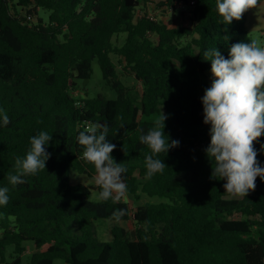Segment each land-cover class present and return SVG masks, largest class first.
Wrapping results in <instances>:
<instances>
[{
	"label": "trees",
	"instance_id": "obj_1",
	"mask_svg": "<svg viewBox=\"0 0 264 264\" xmlns=\"http://www.w3.org/2000/svg\"><path fill=\"white\" fill-rule=\"evenodd\" d=\"M189 0H161L171 9ZM146 0H0V108L10 123L0 127V187L10 200L0 207V264H22L31 242L30 264H264V181L246 197L225 191L213 178L205 153L209 125L201 97L211 86V61L203 49L217 47L225 58L235 43L251 42L245 19L221 24L215 0H194L190 26L156 18L135 20ZM160 6V5H158ZM47 10L44 21L37 10ZM25 11L22 13V11ZM26 14L37 16L35 23ZM124 34L121 44L113 37ZM228 39H226V37ZM112 55L140 83V94L117 77ZM96 59L107 98L77 97L78 81L89 79ZM160 111L165 133L179 146L159 154L166 169L145 180L140 143ZM107 123L116 145L115 162L127 168V194L157 198L131 208L128 201H91L95 185L71 183L70 170L96 178L83 159L78 134ZM52 135L46 169L13 186L16 159L24 158L39 132ZM264 135L254 141L264 164ZM126 208L119 222L113 213ZM110 219L111 239L97 237L95 220Z\"/></svg>",
	"mask_w": 264,
	"mask_h": 264
},
{
	"label": "clouds",
	"instance_id": "obj_2",
	"mask_svg": "<svg viewBox=\"0 0 264 264\" xmlns=\"http://www.w3.org/2000/svg\"><path fill=\"white\" fill-rule=\"evenodd\" d=\"M215 3L221 24L231 25L233 20H241L247 10L255 8L258 0H215ZM203 57L211 61L212 74L211 86L201 97L203 123L210 126V142L204 151L213 162L212 177L226 181L223 184L226 192L246 197L256 188L257 177L264 181V164L257 159L259 152L253 146L264 135V47L255 40L239 42L228 49L227 58L217 47L203 49ZM166 119L160 111L153 126L140 136V143L151 152L144 161L145 180L163 174L166 164L158 158L159 154H167L179 146L180 142H170L164 131ZM9 123L8 115L0 108V127ZM108 132L107 123H98L80 131L77 139L84 146L83 159L95 167V184L101 189L98 198L116 202L127 195L123 175L127 168L115 162L111 155L116 145L108 141ZM51 140L52 135L45 131L31 138L26 156L16 159L17 173L8 176L11 185L23 184V177L46 169L51 155L46 149ZM9 200V188L0 187V207ZM126 214L127 209L120 208L113 213V219L119 222Z\"/></svg>",
	"mask_w": 264,
	"mask_h": 264
},
{
	"label": "rangeland",
	"instance_id": "obj_3",
	"mask_svg": "<svg viewBox=\"0 0 264 264\" xmlns=\"http://www.w3.org/2000/svg\"><path fill=\"white\" fill-rule=\"evenodd\" d=\"M161 0H152L154 2L153 7L155 8V15L158 19H163L164 21L168 20L171 22V26H190L189 21V6L180 5L176 7V9H171L166 5L159 4ZM160 5V6H158ZM152 8L150 4H148L145 8ZM25 11L23 10L22 13ZM48 11L43 9L37 10V16L41 17L44 21H47ZM35 17V20L37 18ZM247 33L251 40H255L258 44L264 47V5L260 4L256 8H252L249 11L248 19H247ZM124 39V34H119L113 37V41L116 44H121ZM112 60L115 64V70L118 79L127 87H130L136 91V93L140 94L141 85L140 83L130 74L129 71H124L122 67L124 66V61L122 58L116 55H112ZM91 75L87 81H78L76 90H73V94L77 97H95L98 94H101L107 98L114 97V93L106 86L105 82L102 79L100 68L96 59H94L91 63ZM69 178L71 183H83L86 185L95 186V178H89L86 175L80 174L75 170H70ZM91 201L98 200L97 192H92L90 198ZM125 201H128L131 208H135L138 205L143 204L144 202H156L157 198H149L147 196L141 195L138 199H134L131 195H126L125 198H122ZM114 224V221L110 219H97L95 220V227L97 232V237L100 240H110V228ZM119 225L125 227H133L132 221L129 222H119ZM26 247L24 253L21 255L22 264H30V254L34 251L33 244L31 242H24ZM52 264H67L62 259H56Z\"/></svg>",
	"mask_w": 264,
	"mask_h": 264
},
{
	"label": "built area",
	"instance_id": "obj_4",
	"mask_svg": "<svg viewBox=\"0 0 264 264\" xmlns=\"http://www.w3.org/2000/svg\"><path fill=\"white\" fill-rule=\"evenodd\" d=\"M148 4L152 6V8H145ZM154 2L152 0H146V2H141L135 10V15L134 18L135 20H139L143 17L148 18L150 20H155L156 15H155V8L153 7ZM194 4V0H189L186 5L192 6ZM28 23H35V17L32 14H26L25 15V20Z\"/></svg>",
	"mask_w": 264,
	"mask_h": 264
},
{
	"label": "crops",
	"instance_id": "obj_5",
	"mask_svg": "<svg viewBox=\"0 0 264 264\" xmlns=\"http://www.w3.org/2000/svg\"><path fill=\"white\" fill-rule=\"evenodd\" d=\"M260 4H263V5H264V0H258L257 6L260 5ZM257 6H256V7H257ZM256 7H255V8H256ZM250 10H251V9H249V11H250ZM249 11H248L247 16H246V19H245L246 30H247V19H248ZM77 183H78V182H77Z\"/></svg>",
	"mask_w": 264,
	"mask_h": 264
},
{
	"label": "water",
	"instance_id": "obj_6",
	"mask_svg": "<svg viewBox=\"0 0 264 264\" xmlns=\"http://www.w3.org/2000/svg\"><path fill=\"white\" fill-rule=\"evenodd\" d=\"M84 81H87V79H84L83 82H84Z\"/></svg>",
	"mask_w": 264,
	"mask_h": 264
}]
</instances>
